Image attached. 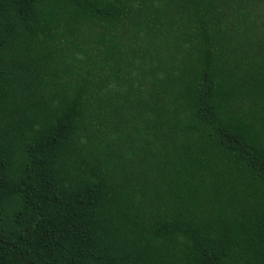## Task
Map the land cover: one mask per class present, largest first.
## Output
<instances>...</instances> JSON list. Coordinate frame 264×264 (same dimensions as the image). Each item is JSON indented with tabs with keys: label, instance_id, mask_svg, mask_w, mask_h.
<instances>
[{
	"label": "trees",
	"instance_id": "trees-1",
	"mask_svg": "<svg viewBox=\"0 0 264 264\" xmlns=\"http://www.w3.org/2000/svg\"><path fill=\"white\" fill-rule=\"evenodd\" d=\"M0 264H264V0H0Z\"/></svg>",
	"mask_w": 264,
	"mask_h": 264
}]
</instances>
